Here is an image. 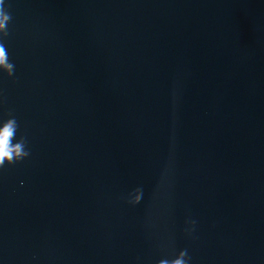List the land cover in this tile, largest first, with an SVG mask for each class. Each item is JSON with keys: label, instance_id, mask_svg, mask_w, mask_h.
<instances>
[{"label": "water", "instance_id": "95a60500", "mask_svg": "<svg viewBox=\"0 0 264 264\" xmlns=\"http://www.w3.org/2000/svg\"><path fill=\"white\" fill-rule=\"evenodd\" d=\"M6 7L0 264H264V0Z\"/></svg>", "mask_w": 264, "mask_h": 264}, {"label": "clouds", "instance_id": "9594fccd", "mask_svg": "<svg viewBox=\"0 0 264 264\" xmlns=\"http://www.w3.org/2000/svg\"><path fill=\"white\" fill-rule=\"evenodd\" d=\"M6 8V0H0V75L7 74L8 77H12L15 66L10 62L8 52L2 42L8 36L7 25L10 22V15ZM17 130L18 123L15 117L9 116L7 119H0V170L4 169L6 165L20 163L30 154L25 138L16 139ZM141 198V192L137 190L130 199V203L138 204ZM159 264H190V258L186 251H180L175 258L161 259Z\"/></svg>", "mask_w": 264, "mask_h": 264}]
</instances>
